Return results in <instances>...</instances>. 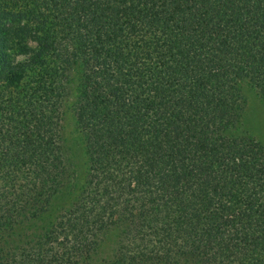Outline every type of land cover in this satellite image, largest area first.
<instances>
[{"label": "trees", "instance_id": "1", "mask_svg": "<svg viewBox=\"0 0 264 264\" xmlns=\"http://www.w3.org/2000/svg\"><path fill=\"white\" fill-rule=\"evenodd\" d=\"M243 86L264 106V0H0V264H264ZM67 113L82 183L32 228L74 189Z\"/></svg>", "mask_w": 264, "mask_h": 264}, {"label": "rangeland", "instance_id": "2", "mask_svg": "<svg viewBox=\"0 0 264 264\" xmlns=\"http://www.w3.org/2000/svg\"><path fill=\"white\" fill-rule=\"evenodd\" d=\"M243 92L245 94L247 103L243 113L241 125L245 131L254 136L264 145V106L250 88L243 86ZM64 138L68 147L69 157L73 161L75 167V175L73 179L74 189L73 191H70L71 194L67 193L66 188L59 192L53 198L49 211L41 216L38 220H35L30 225L32 228H37L41 224L48 223L53 218V216L70 201L72 196L76 194L80 184L82 183V177L85 168L84 157L80 140L73 129L72 117L69 113H67L64 121ZM19 231L27 232V224L19 229ZM114 235V232L111 231L102 237L96 252L92 256L95 261H101L111 255L112 249L114 247Z\"/></svg>", "mask_w": 264, "mask_h": 264}]
</instances>
